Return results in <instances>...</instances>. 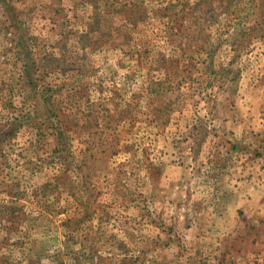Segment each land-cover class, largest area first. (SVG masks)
<instances>
[{
	"label": "rangeland",
	"instance_id": "rangeland-1",
	"mask_svg": "<svg viewBox=\"0 0 264 264\" xmlns=\"http://www.w3.org/2000/svg\"><path fill=\"white\" fill-rule=\"evenodd\" d=\"M263 155L264 0H0V264H264L201 217Z\"/></svg>",
	"mask_w": 264,
	"mask_h": 264
},
{
	"label": "crops",
	"instance_id": "crops-1",
	"mask_svg": "<svg viewBox=\"0 0 264 264\" xmlns=\"http://www.w3.org/2000/svg\"><path fill=\"white\" fill-rule=\"evenodd\" d=\"M208 195L201 214L206 223L210 222L206 229L210 237L225 238L228 243L224 249L233 252L235 236L245 233L248 223L256 222L264 228V155L256 158L254 163L250 160L236 172L227 170L225 177L222 175L217 184L208 189ZM261 236L264 238V229ZM219 249L217 243L209 250L216 252Z\"/></svg>",
	"mask_w": 264,
	"mask_h": 264
}]
</instances>
